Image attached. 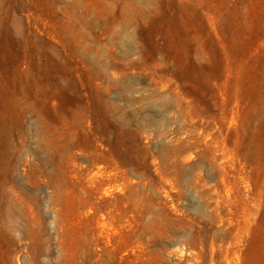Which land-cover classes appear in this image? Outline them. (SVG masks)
<instances>
[{"label":"rangeland","instance_id":"1","mask_svg":"<svg viewBox=\"0 0 264 264\" xmlns=\"http://www.w3.org/2000/svg\"><path fill=\"white\" fill-rule=\"evenodd\" d=\"M0 264H264V0H0Z\"/></svg>","mask_w":264,"mask_h":264}]
</instances>
